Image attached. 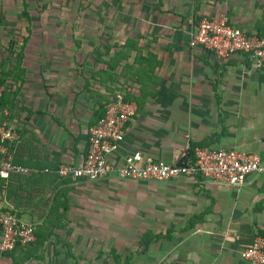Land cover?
<instances>
[{
    "label": "crops",
    "instance_id": "0c3cea01",
    "mask_svg": "<svg viewBox=\"0 0 264 264\" xmlns=\"http://www.w3.org/2000/svg\"><path fill=\"white\" fill-rule=\"evenodd\" d=\"M54 1L0 0V68L4 94L15 101L3 109L19 133L13 161L38 170L22 175L40 172L22 181L17 205L0 187V208L40 236L34 245L0 249V264H251L241 253L264 231V170L231 187L202 176L80 179L55 169L81 161L89 126L116 94L136 104L108 155L116 166L136 152L172 162L191 141L216 135L210 147L256 153L264 166V63L219 58L192 41L199 16L264 33V0H161L160 11L159 0H135L141 13L152 6L149 15L126 16L118 28L140 33L134 39L153 68L140 78L133 62L134 73L126 74L134 51L113 84L91 78L99 65L82 58L75 22L56 14Z\"/></svg>",
    "mask_w": 264,
    "mask_h": 264
},
{
    "label": "built area",
    "instance_id": "2783aa9c",
    "mask_svg": "<svg viewBox=\"0 0 264 264\" xmlns=\"http://www.w3.org/2000/svg\"><path fill=\"white\" fill-rule=\"evenodd\" d=\"M192 41L195 45L227 59L236 54L244 55L255 66L264 63V33L246 31L224 17L202 16L195 20ZM0 97L6 90L1 81ZM136 111V104L121 94L114 95L105 104L103 115L88 128V146L85 155L76 165L63 164L55 169L59 177L97 179L117 176L122 179L170 180L178 177L202 176L206 181L218 185L240 186L245 178L264 170L256 153H240L233 149L197 147L194 161L182 157L165 162L136 152L114 165L108 155L114 151L124 137L127 123ZM7 109L0 111V179L8 180L15 174L38 171L13 161L12 146L19 140L17 128L8 119ZM2 242L0 249L11 250L16 244L25 245L35 240L34 227L19 219L17 215L0 208ZM242 257L251 264H264V238L258 236L250 247L244 249Z\"/></svg>",
    "mask_w": 264,
    "mask_h": 264
},
{
    "label": "trees",
    "instance_id": "16d2710c",
    "mask_svg": "<svg viewBox=\"0 0 264 264\" xmlns=\"http://www.w3.org/2000/svg\"><path fill=\"white\" fill-rule=\"evenodd\" d=\"M161 4H162L161 0H159L157 3V8H156L158 11H160ZM25 12H26L25 14H28L27 11ZM200 17L201 16L197 18H200ZM105 29L112 31V29L109 27H106ZM109 37L110 36H107L105 37V39L100 38V41L94 46V48L89 54L90 57L91 56L93 57L95 65L96 64L99 65L97 69L92 71L93 73H91L92 74L91 78L98 80L100 83L107 84V82H109L113 84L115 81L118 80V76H119L118 71H117L118 66L121 64V62H123L124 60H127L130 57V53L134 51L136 52V55H134L133 57V61L131 62L132 64L130 62H124L123 70H126V74L130 73L132 71L131 68L134 66L133 62H136L138 64L137 71L135 73L137 76H140V78H142V77H146V75L150 73V71L148 70L149 69L152 70L153 68L151 64V55L149 54H147V56L143 55L142 53L143 47L139 46L138 42L134 38L129 37L124 41L123 44H119L117 40L112 41ZM75 43L77 45V48H79L80 40L75 39ZM100 49H102L104 54L101 53L102 51ZM132 73H134V71H132ZM83 77L87 82L85 86L86 85L88 86V82H90L89 77H86L85 75H83ZM1 81L4 84H6L5 78H4V72L2 73ZM112 89L113 87H110V92H112ZM141 91L142 93H144V89H141ZM4 93L0 97V111H2L4 107H8L11 109L15 105V101L13 100V98L6 97V94ZM142 93L140 94L139 97L143 96ZM111 96L107 98L106 100H104V102L100 105L98 117L103 115L105 104L111 100L112 98ZM124 97L127 99L131 98L129 95H125ZM139 97L135 96L133 98L137 100L136 102L140 106ZM218 139H219V136L216 135V136L210 137L209 139H201L200 141H191L184 156L181 158L180 163H184L187 159L194 161L195 148L210 147V143H213L217 141ZM38 176H40V172L33 173L29 176H25L22 174H15V175H12L8 180L0 179V187L5 189L6 198L9 201L14 202L15 205H17L14 199H16V197L20 194L19 190L21 189L22 181L25 180V178L26 180H33L34 178ZM34 234H35V240L36 238H38V242H39L40 236L38 235V232H36V228H34ZM260 235L264 238V231L260 232ZM33 242L29 244L34 245ZM16 246L21 247V245L16 244L13 249H15Z\"/></svg>",
    "mask_w": 264,
    "mask_h": 264
},
{
    "label": "rangeland",
    "instance_id": "374dc122",
    "mask_svg": "<svg viewBox=\"0 0 264 264\" xmlns=\"http://www.w3.org/2000/svg\"><path fill=\"white\" fill-rule=\"evenodd\" d=\"M134 1L135 0H55L54 4L56 5V14L61 13V15L68 16L69 20L75 22L74 35L80 40L79 49L81 48L84 53H87V55L82 58L88 63H91L94 62V59L92 56L89 57V54L100 41V38L105 39V37L110 36L109 38L112 41L120 39V42H122L126 35L135 38L140 34H136L135 31L134 33L131 32V28L127 30L123 29V31L118 28V23L126 16L149 15L152 8V6H149V3L146 7L142 8L143 13H141V11H138L139 3L134 4ZM147 1L149 0L145 2ZM150 1L154 3L155 0ZM47 7L50 8L49 3ZM59 10L61 12H58ZM133 10H137V12L134 13ZM126 20H128V18H126ZM128 21L131 22L133 20L129 19ZM106 27L111 28L112 31L106 30ZM20 32H26L24 27L20 28ZM140 40L138 36V42H140ZM100 50L102 51V49ZM101 53L104 54L103 51ZM79 57L81 58V54Z\"/></svg>",
    "mask_w": 264,
    "mask_h": 264
}]
</instances>
